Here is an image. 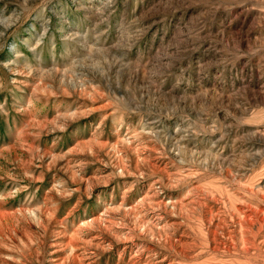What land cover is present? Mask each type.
Instances as JSON below:
<instances>
[{"label":"rangeland","instance_id":"374dc122","mask_svg":"<svg viewBox=\"0 0 264 264\" xmlns=\"http://www.w3.org/2000/svg\"><path fill=\"white\" fill-rule=\"evenodd\" d=\"M0 264H264V0H0Z\"/></svg>","mask_w":264,"mask_h":264}]
</instances>
